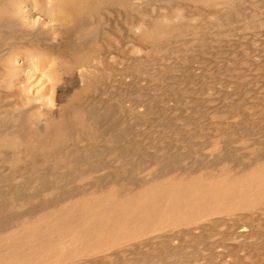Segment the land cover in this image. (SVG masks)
<instances>
[{
  "label": "rangeland",
  "instance_id": "obj_1",
  "mask_svg": "<svg viewBox=\"0 0 264 264\" xmlns=\"http://www.w3.org/2000/svg\"><path fill=\"white\" fill-rule=\"evenodd\" d=\"M70 1L0 0V264H264V0Z\"/></svg>",
  "mask_w": 264,
  "mask_h": 264
},
{
  "label": "bare ground",
  "instance_id": "obj_2",
  "mask_svg": "<svg viewBox=\"0 0 264 264\" xmlns=\"http://www.w3.org/2000/svg\"><path fill=\"white\" fill-rule=\"evenodd\" d=\"M8 1H9V0H8ZM36 1H37V0H36ZM39 1H40V0H39ZM51 1H52V0H51ZM130 1H131V0H130ZM142 1H143V0H142ZM142 1H141V3H142ZM177 1H178V0H177ZM177 1H175V2L177 3ZM205 1H206V0H205ZM253 1H254V0H253ZM255 1H256V0H255ZM262 1H263V0H262ZM17 2H19V1H17ZM41 2H42V0H41ZM41 2H40V3H41ZM82 2H83V1H82ZM135 2H136V0L134 1V3H135ZM171 2H172V0H171ZM213 2H214V1H213ZM232 2H233V1H232ZM257 2H258V1H257ZM4 3H6V2H4ZM47 3H48V2H47ZM99 3H100V2H99ZM201 3H202V1H201ZM201 3H200V4H201ZM258 3L260 4V1H259ZM258 3H256V5H259ZM263 3H264V1H263ZM0 4H1V3H0ZM2 4H3V3H2ZM2 4H1V6H2ZM7 4H8V2H7ZM7 4H6V5H7ZM79 4H80V3H79ZM138 4H139V3H138ZM190 4H191V3H190ZM229 4H230V3H229ZM4 5H5V4H4ZM27 5H28V4H27ZM33 5H34V2H33ZM33 5H32V6H33ZM225 5H227V4H225ZM7 6H8V5H7ZM72 6H73V2L70 1V0H68V2H67V8H70V10H71ZM76 6H77V5L75 4L74 8H75ZM79 6H80V5H79ZM140 6H141V5H140ZM140 6H139V7H140ZM238 6H240V5H238ZM238 6H237V7H238ZM10 7H11V6H10ZM29 7H30V6H29ZM56 7H57V6H55V8H54L53 10L51 9L53 14H54L55 11H56ZM81 7H82V6H81ZM81 7H80V10H82ZM102 7H103V6H102ZM102 7H101V8H102ZM173 7H175V5H173ZM219 7H220V6H219ZM222 7H224V5L221 6L220 8H222ZM262 7H263V6H262ZM2 8H3V6H2ZM7 8H8V7H7ZM26 8H27V7H26ZM31 8H32V7H31ZM47 8H48V7H47ZM216 8H217V7H216ZM5 9H6V8H5ZM13 9H14V8H13ZM23 9H25V8H23ZM78 9H79V8H78ZM139 9H141V8H139ZM143 9H144V8H143ZM171 9H172V8H171ZM233 9H234V8H233ZM262 9H263V8H261L260 10H262ZM9 10H10V9H9ZM57 10H58V7H57ZM70 10H67V11H70ZM83 10H84V8H83ZM83 10H82V11H83ZM85 10H86V9H85ZM137 10H138V9H137ZM6 11H7V10H6ZM12 11H13V10H12ZM25 11H26V10H25ZM72 11H73V10H72ZM97 11H98V10H97ZM166 11H167V10H166ZM169 11H170V10H169ZM176 11H177V10H176ZM180 11H181V12L183 11V13H184V10H180ZM263 11H264V9H263ZM8 12H10V11H8ZM70 12H71V11H70ZM99 12H101V11H99ZM225 12H226V11H225ZM260 12H261V11H260ZM34 13H35V12H34ZM46 13H47V12H46ZM73 13H74V12H73ZM84 13H85V11H84ZM87 13H90V12H87ZM91 13H92V12H91ZM183 13H182V14H183ZM186 13H187V12H186ZM190 13H191V12H190ZM218 13H220V12H218ZM221 13H222V12H221ZM223 13H224V12H223ZM263 13H264V12H263ZM47 14H48V13H47ZM53 14H52L53 17H51V18H53V19H52L53 22H52V21H50V22H52L53 25H54V24H55L54 22H56V21L58 22V20H60V18L56 17V16L53 15ZM75 14H77V12H76ZM78 14H80L79 11H78ZM94 14H95V13H94ZM179 14H180V13H179ZM182 14H181V15H182ZM236 14H237V13H236ZM255 14L257 15L256 18H259V17H258V14H257V13H255ZM260 14H261V13H260ZM43 15H44V14H43ZM43 15H42V16H43ZM56 15H57V13H56ZM172 15H173V14H172ZM177 15H178V14H177ZM187 15H188V14H187ZM219 15H220V14H219ZM219 15H218V16H219ZM261 15H262V14H261ZM78 16H79V15H78ZM80 16H81V14H80ZM97 16H98V15H97ZM168 16H169V15H168ZM220 16H221V15H220ZM220 16H219V17H220ZM230 16H231V15H230ZM253 16H254V15H253ZM259 16H260V15H259ZM171 17H172V16H171ZM186 17H187V16H186ZM197 17H198V16H197ZM219 17H218V18H219ZM239 17H240V16H239ZM241 17H242V16H241ZM260 17H261V16H260ZM3 18H5V16H3ZM6 18H8V17H6ZM44 18H45V17H44ZM178 18H179V17H178ZM263 18H264V15H263ZM1 19H2V18H1ZM25 19H26V22H27L29 25H31V26H40L42 23H45V22H44V19H42L41 16H39V17H35V16L30 17V16H27V15H26ZM25 19H24V20H25ZM75 19H77V18H75ZM75 19H74V20H75ZM161 19H162V18H161ZM164 19H165V18H164ZM164 19H162V21H163ZM166 19H167V18H166ZM224 19H225V18H224ZM259 19H260V18H259ZM14 20H15V19H14ZM16 20H17V19H16ZM78 20H79V19H78ZM167 20H168V19H167ZM176 20H177V19H176ZM219 20H220V19H219ZM242 20H243V19H242ZM252 20H253V19H252ZM256 20H257V19H256ZM4 21H7V20H3V22H4ZM18 21H19V20H18ZM67 21H68V20H67ZM76 21H77V20H76ZM80 21H81V20H80ZM160 21H161V20H160ZM173 21H175V20H173ZM177 21H178V20H177ZM9 22H10V21H9ZM26 22H25V24H26ZM146 22H147V21H146ZM6 23H7V22H6ZM11 23H13V22H11ZM61 23H62V22H61ZM158 23H160V22H158ZM158 23H157V24H158ZM166 23H167V22H166ZM0 24H1V22H0ZM3 24H5V23H3ZM3 24H2V25H3ZM20 24H21V23H20ZM45 24H46V23H45ZM63 24H64V23H63ZM75 24H76V23L74 22V25H75ZM142 24H143V23H142ZM150 24H151V23H150ZM7 25H8V24H7ZM21 25H22V24H21ZM65 25H66V24H65ZM67 25H68V24H67ZM76 25H77V24H76ZM78 25H79V24H78ZM159 25L165 26L166 24L163 25V23H162V24L160 23V24H158L157 26L160 27ZM99 26H100V24H99ZM144 26H145V25H144ZM157 26H156V27H157ZM173 26H174V25H173ZM1 27H2V26H1ZM23 27H24V26H23ZM78 27H79V26H78ZM154 27H155V26H154ZM154 27H153V29H154ZM169 27H170V26H169ZM19 28H20V27H19ZM19 28H18V29H19ZM67 28H68V27H67ZM67 28H65V29H67ZM143 28H144V30L148 29L147 27H146V29H145V27H143ZM71 29H72V30H70V31H73L74 27L71 28ZM75 29H76V28H75ZM75 29H74V30H75ZM92 29H93V28H92ZM158 29H159V28H158ZM161 29H162V28H161ZM161 29H160V32H161ZM164 29H166V28H164ZM85 30H86V29H85ZM138 30H139V29H138ZM148 30H149V29H148ZM172 30H173V29H172ZM30 31H31V30H30ZM38 31H40V30H38ZM38 31H36L35 33H37ZM52 31H53V30H52ZM98 31H99V30H98ZM142 31H143V29H142ZM150 31L152 32V29H151ZM153 31H154V30H153ZM165 31H166V30H165ZM170 31H171V30H170ZM32 32L34 33V31H32ZM81 32L83 33V30H81ZM137 32H138V31H137ZM40 33H41V31H40ZM44 33H46V32H44ZM62 33H64V32H62ZM67 33H69V32H67ZM73 33H74V32H73ZM73 33H72V34H73ZM96 33H97V32H96ZM141 33H142V32H141ZM143 33H146V32H143ZM53 34H54V33H53ZM65 34H66V33H65ZM80 34H81V33H80ZM87 34H88V32H87ZM125 34H126V33H125ZM150 34H152V33H150ZM150 34H149V35H150ZM54 35H55V34H54ZM68 35H69V34H68ZM137 35L139 36V34H137ZM145 35H146V34H145ZM195 35H196V34H195ZM28 36H29V35H28ZM48 36H49V35H48ZM48 36H47V37H48ZM158 36H159V35H158ZM25 37H27V36H25ZM69 37H70V35H69ZM136 37H137V36H136ZM141 37H142V34H141ZM152 37H153V36H152ZM165 37H166V36H165ZM165 37H163V38H165ZM200 37H201V36L199 35V37H197V38H200ZM35 38H36V37H35ZM65 38H66V37H65ZM75 38H76V37H75ZM75 38H74V39H75ZM100 38H101V37H100ZM143 38H144V36H143ZM148 38H151V36L148 37ZM153 38L155 39V37H153ZM195 38H196V37H195ZM37 39H38V38H37ZM78 39L80 40V38H78ZM175 39H176V38H175ZM32 40H34V39L32 38ZM64 40H65V39H63V41H64ZM66 40H67V39H66ZM104 40H105V39H104ZM104 40H102V41H104ZM146 40H147V39H146ZM150 40H151V39H150ZM34 41H35V40H34ZM40 41H41V40H40ZM77 41H78V40H77ZM140 41H141V40H140ZM148 41H149V40H148ZM154 41H157V40H154ZM158 41H159V40H158ZM161 41H162V40H161ZM167 41H168V40H167ZM31 42H32V41H31ZM38 42H39V41H38ZM41 43H42V42H41ZM60 43H61V42H60ZM68 43H69V46H70L71 41H69ZM76 43H77V42H76ZM152 43H154V42H152ZM162 43H163V42H162ZM169 43H170V42H169ZM63 44H64V43H63ZM63 44H62V45H63ZM24 45H25V43H24ZM31 45H32V44H31ZM37 45H38V44H37ZM59 45H61V44H59ZM67 45H68V44H67ZM39 46H41V45H39ZM69 46H68V47H69ZM51 47H54V46H51ZM68 47H67V48H68ZM42 48H43V47H42ZM42 48L40 47V50H41ZM48 48H49V46H48ZM59 48H60V46L58 47V49H59ZM61 48H62V47H61ZM64 48H66V45H65ZM67 48H66L65 52L69 51V50H67ZM69 48H70V47H69ZM28 49H29V51H31L30 48H28ZM51 49H52V48H51ZM51 49H50V50H51ZM147 49H148V48H147ZM43 50H44V49H43ZM52 50H53V49H52ZM60 50H63V49H60ZM63 51H64V50H63ZM6 52H7V51H6ZM74 52H75V51H74ZM41 53H42V52H40V55H41ZM43 53H44V52H43ZM50 53H51V52H50ZM50 53H49V54H50ZM69 53H70V52H69ZM69 53H68V54H69ZM12 54H13V53H12ZM17 54H18V53H17ZM73 54H74V53H73ZM31 55H34V54H33V51H32V53H31ZM38 55H39V54H38ZM38 55H37V56H38ZM69 55H70V54H69ZM75 55H77V54H75ZM17 56H18V55H17ZM42 56H43V55H42ZM44 56H45V55H44ZM46 56H47V52H46ZM46 56H45V57H46ZM48 56H49V55H48ZM52 56H53V55H52ZM58 56H60V55H58ZM58 56H57L56 58H59ZM114 56H115V55H114ZM35 57H36V55H35ZM61 57H63V56H61ZM87 57H88V55L86 56V58H87ZM144 57H145V56H144ZM154 57H155V56H154ZM15 58H17V57H15ZM52 58H53V57H52ZM56 58H55V59H56ZM63 58H64V57H63ZM67 58L69 59L70 56L67 57ZM71 58H72V56H71ZM75 58H76V56H75ZM84 58H85V57H84ZM38 59H39V58H38ZM45 59H46V58H45ZM64 59H65V58H64ZM64 59H62V60H64ZM76 59H77V58H76ZM76 59H73V60L77 61V60L80 59V58H78L77 60H76ZM9 60H10V59H9ZM15 60H16V59H15ZM46 60H47V59H46ZM12 61H13V60H12ZM16 61H18V60H16ZM49 61H50V60H49ZM51 61H53V60H51ZM60 61H61V60H60ZM66 61H67V60H66ZM68 61H69V60H68ZM79 61H81V60H79ZM9 62H10V61H9ZM33 62H34V61H33ZM69 62H71V61H69ZM248 62H249V61H248ZM263 62H264V61H263ZM10 63H11V62H10ZM22 63H23V62H22ZM64 63H65V62H64ZM71 63H72V62H71ZM11 64H12V63H11ZM56 64H59V63L54 61L53 66L56 65ZM16 65H17V64H16ZM71 65H72V64H71ZM235 65H236V64H235ZM24 66H25V65H24ZM25 67H26V66H25ZM86 67H87V66H86ZM221 67H222V66H221ZM33 68H35V67H33ZM48 68H49V66H48ZM35 69H36V68H35ZM46 70H48V69H46ZM30 72H31V71H30ZM45 72H46V71H45ZM26 73H27V72H26ZM40 73H41V72H40ZM4 74H5V73H4ZM7 74H8V73H7ZM35 76H36V75H35ZM35 76H34V77H35ZM40 76H42V75H40ZM32 77H33V76H32ZM34 77H33V78H34ZM43 77H44V74H43L42 78H43ZM45 77H46V76H45ZM39 78H40V77H39ZM42 78H41V79H42ZM48 78H49V76H48ZM24 79H25V77H24ZM44 79H45V78H44ZM30 80H31V79H30ZM39 80H40V79H39ZM48 81H49V79H48ZM50 81H51V80H50ZM35 82H36V81H35ZM40 82H41V80H40ZM203 84H204V83H203ZM44 85H45V84H44ZM50 86H51V85H50ZM52 86H53V85H52ZM52 86H51V87H52ZM63 88H64V87H63ZM244 88H245V87H244ZM52 89H53V87H52ZM52 89H51V90H52ZM35 90H36V89H35ZM51 90H50V91H51ZM20 92H21V91H20ZM33 93H34V92H33ZM51 93H52V92H51ZM23 94H24V93H23ZM48 96H49V95H48ZM48 96H47V97H48ZM45 97H46V96H45ZM58 98H59V97H58ZM40 99H41V97H40ZM40 99H39V100H40ZM43 99H44V98H43ZM39 100H38V101H39ZM49 102L51 103L50 99H49ZM52 105H53V104H52ZM56 106H57V105H56ZM88 106H89V105H88ZM259 106H260V105H259ZM79 107H80V106H79ZM253 107H254V106H253ZM42 108H43V105H42ZM43 109H44V108H43ZM70 111H71V110H70ZM87 111H88V110H87ZM87 111H86V112H87ZM50 113H51V112H50ZM50 113H49V114H50ZM55 113H56V112H55ZM55 113H54V114H55ZM57 115H58V114H57ZM5 123H6V122H5ZM111 124H112V123H111ZM1 125H3V124H1ZM1 125H0V127H1ZM5 125H6V124H5ZM6 127H7V126H6ZM2 128H3V127H2ZM2 128H1V129H2ZM42 128H43V127H42ZM2 130H4V129H2ZM5 130H7V129H5ZM12 131H13V130H12ZM1 133H2V132H1ZM3 133H4V132H3ZM10 134H11V133H10ZM224 134H225V133H224ZM5 135H6V134H5ZM74 139H76V138H74ZM239 140H240V139H239ZM23 141H24V140H23ZM63 148H64V147H63ZM123 152H124V151H123ZM70 154H71V151H70ZM69 156H70V155H69ZM156 158H157V157H156ZM83 159H84V158H83ZM1 160H2V159H1ZM227 160H228V159H227ZM72 162H73V161H72ZM95 164H96V163H95ZM21 169H22V168H21ZM160 169H161V168H160ZM210 169H211V168H210ZM242 169H243V168H242ZM246 169H247V168H246ZM248 169H249V168H248ZM30 170H31V169H30ZM244 170H245V169H244ZM165 171H166V170H165ZM220 171H221V170H220ZM246 171H247V170H246ZM262 171H264V170H262ZM28 172H29V171H28ZM209 172L211 173V171H209ZM243 172H244V171H243ZM221 173H222V172H221ZM59 174H60V173H59ZM64 174H65V173H64ZM41 175H42V174H41ZM163 175H164V174H163ZM236 175H237V174H236ZM155 177H156V176H155ZM158 177H159V176H158ZM218 177H219V176H218ZM36 178H37V177H36ZM34 179H35V178H34ZM154 179H157V178H154ZM96 181H97V180H96ZM214 181H215V180H214ZM154 182H155V181H154ZM215 183H216V182H215ZM135 184H136V183H135ZM131 185H132V184H131ZM212 186H213V185H212ZM226 186H228V185H226ZM229 186H230V185H229ZM136 187H137V186H136ZM222 187H223V186H222ZM255 187H256V186H255ZM258 187H259V186H258ZM258 187H256V188H258ZM129 188H130V187H129ZM138 188H139V187H138ZM141 188H142V187H141ZM22 189H23V188H22ZM139 189H140V188H139ZM230 189H232V188L230 187ZM96 190H97V189H96ZM119 190H120V189H119ZM126 190H127V189H126ZM126 190H125V192H126ZM128 190L131 191V189H128ZM176 190H178V189H176ZM181 190H182V189H181ZM197 190H198V189H197ZM232 190H233V189H232ZM262 190H263V189H262ZM36 191H37V190H36ZM134 191H135V189H134ZM131 192H132V191H131ZM222 192H223V191H222ZM233 192H234V191H233ZM17 193H18V192H17ZM117 193H118V192H117ZM257 193H258V192H257ZM123 194H124V193H123ZM118 195H119V194H118ZM227 195H228V194H227ZM248 195H249V194H248ZM35 196H36V195H35ZM118 197H119V196H118ZM122 197H123V196H122ZM13 198H14V197H13ZM73 198H74V197H73ZM169 198H170V197H169ZM170 199H171V198H170ZM202 199H204V196H203ZM248 199H249V198H248ZM163 200H164V199H163ZM188 200H189V199H188ZM222 200H223V199H222ZM250 200H251V199H250ZM166 202H167V201H166ZM189 202H190V201H189ZM223 202H224V201H223ZM12 203H13V202H12ZM143 203H146V202H143ZM234 203H235V202H234ZM146 204H147V203H146ZM217 204H218V203H217ZM235 204H236V203H235ZM243 204H244V203H243ZM101 205H102V204H101ZM188 205H189V204H188ZM216 206H217V205H216ZM234 207H236V206H234ZM96 208H97V207H96ZM114 208H115V207H114ZM149 208H150V207H149ZM237 208H238V206H237ZM187 209H188V208H187ZM209 209H210V208H209ZM3 210H4V209H3ZM37 210H38V209H37ZM99 210H100V209H99ZM156 210H157V209H156ZM235 210H236V209H235ZM95 211H96V210H95ZM149 211H150V210H149ZM213 211H214V210H213ZM218 211H219V210H218ZM97 212H98V211H97ZM117 212H118V211H117ZM150 212H151V211H150ZM187 212H188V211H187ZM219 212H221V210H220ZM111 213H112V212H111ZM113 213H114V212H113ZM165 213H166V211H165ZM216 213H217V212H216ZM163 214H164V213H163ZM173 214H174V213H173ZM218 214H220V213H218ZM130 215H131V214H130ZM155 216H156V218L158 217L156 214H155ZM155 216H154V217H155ZM156 218H155V219H156ZM160 218H162V217H160ZM157 219H158V218H157ZM157 219H156V220H157ZM147 220H148V219H147ZM139 222H140V221H139ZM137 224H138V223H137ZM153 224H154V223H153ZM1 225H2V224H1ZM160 225H161V223H160ZM163 225H164V224H163ZM135 226H136V225H135ZM146 226H147V225H146ZM146 226H145V227H146ZM145 227H144V228H145ZM21 228H22V227H21ZM160 228H161V227H160ZM96 230H97V229H96ZM128 230H129V229H128ZM157 230H158V229H157ZM161 230H162V229H161ZM137 231H138V230H137ZM144 231H145V230H144ZM158 231H159V230H158ZM158 231H157V232H158ZM70 234H71V233H70ZM89 234H90V233H89ZM99 234H100V233H99ZM71 236H72V235H71ZM79 236H80V235H79ZM81 236H82V235H81ZM63 237H64V236H63ZM67 239H68V238H67ZM64 240H66V239H64ZM72 243H73V242H72ZM74 243H75V242H74ZM94 248H95V247H94ZM55 250H56V249H55ZM100 250H101V249H100ZM5 251H6V250H5ZM49 251H50V250H49ZM63 252H64V251H63ZM93 252H94V251H93ZM42 254H44V253L42 252ZM33 257H35V255H34ZM37 258H38V257H37ZM37 258H36V259H37ZM28 259H29V258H28ZM36 259H35V260H36ZM1 261H2V260H1ZM20 261H22V260H20ZM66 261H67V260H66ZM38 262H39V261H38ZM24 263H25V261H24Z\"/></svg>",
  "mask_w": 264,
  "mask_h": 264
}]
</instances>
